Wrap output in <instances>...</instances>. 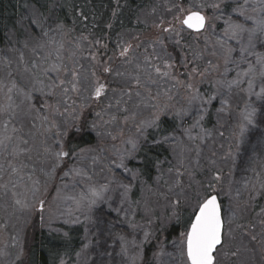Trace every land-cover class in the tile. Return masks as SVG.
Masks as SVG:
<instances>
[{
    "label": "snow or ice",
    "instance_id": "snow-or-ice-1",
    "mask_svg": "<svg viewBox=\"0 0 264 264\" xmlns=\"http://www.w3.org/2000/svg\"><path fill=\"white\" fill-rule=\"evenodd\" d=\"M230 8V13L226 10ZM173 9L175 10L173 12ZM167 11L173 13L172 19L165 21L161 18L160 23L155 27L160 29L162 35L157 38L153 44H159L164 50L167 49L166 39L173 36L182 37V33L187 32L189 37L201 40L204 47L198 52L192 53V59L182 56L180 59H173L172 54L163 58L156 55L151 57L145 55L143 59L135 54L130 55L133 46L128 44L122 46L119 52V58L123 59L125 68L121 71L111 63L101 65V73L108 74L112 77L115 87L112 91L120 90L119 97L115 104L109 103L108 109L115 107L118 112L123 113L122 119L124 125L131 122L135 131L125 136L123 129L118 135H113L111 131H102V125L97 120H103L102 113L96 112L97 120H90L89 115H85L84 107L79 110L72 104H67L63 98L68 97L69 92L79 95L84 91V80L81 69L83 65H77L73 60V66L69 65L59 56V50L63 48V43L57 40L65 30V25L56 20L49 12L48 16L39 12L37 9L33 16H30L27 26L19 29L20 35L8 36L7 50L0 52V55L8 59V65L11 66L10 52H19V58L23 59L21 48H28L32 44L33 59L23 67L25 74L30 73L31 84H23L18 81L16 72L8 73V82L0 80V91H3L9 103L0 105V116H6L2 129H0V157L8 161V167L5 169L3 163H0V180L7 173L10 177L15 176L17 179H10L9 182L13 188L24 187L25 197L15 199V205L20 211L35 208L38 205L41 213L45 210L44 193L47 191L49 182L55 178L56 169L61 165L67 167L64 176L74 175L84 178L83 190L76 191V185H73L74 195L62 196L61 189H56V200L72 201L76 211L85 215V218L91 220L88 215L98 204H106L111 212L117 215L123 213L129 214L128 210L133 204L139 207V201L131 199L133 188L146 186L147 182L143 177L148 173L150 168L159 169L162 163L159 155L155 157L150 153L156 152L159 148L171 150L174 154L181 145V137L187 136L188 139H194L191 131L194 128H201L203 131L202 121L208 116L213 101L217 100L220 95L221 109L227 104L224 96L230 95L234 89L243 91L249 100L253 98L259 102L255 104H246L242 113V123L240 124L239 143H245V134L250 128L258 127L257 116L260 122L264 123V0H240L231 7L229 0H218V2L205 3L204 0H177ZM35 17V18H33ZM51 20V22H49ZM217 21L221 22L222 32L216 33ZM179 25V27H177ZM216 35L215 41L209 45V36ZM86 39V37L84 38ZM174 50L180 45V39L171 40ZM56 49L58 63H51V51L45 54V49L50 45L58 44ZM99 44V41H96ZM20 47H17V46ZM207 57L205 50L209 49ZM147 51V49L145 50ZM155 52V47L152 48ZM181 51H190L185 47L177 52L180 56ZM75 53H73V57ZM96 61L94 54L88 57ZM215 59L216 63H213ZM206 60L207 68L200 70L196 61ZM162 61V62H161ZM189 63L192 67L189 68ZM179 66L183 69L184 81L177 79L175 69ZM222 68V71H221ZM20 69H17L19 72ZM235 72L233 79H228L230 72ZM217 73L220 78L216 79L213 84V91L205 94L196 87L194 81L199 77L201 83L206 82L207 77ZM90 74L96 78V86L92 89V99L99 101L101 97L106 96L108 86L101 83L97 76L95 66ZM63 76V78H62ZM162 81H171L177 88H182L186 95H170L171 89H161ZM247 84V88L242 85ZM259 88V91L256 89ZM224 89V93H220ZM20 99V104L27 107L30 112L46 113L41 116L44 123L48 125L46 133H51L55 139L56 151L52 152L47 147L45 153L55 159L51 169H42V174L46 179L41 180L34 177L35 169L31 173H25L27 164L20 163L18 166L11 160L27 153L30 149L23 147L28 144V140L22 136L15 135L18 132L16 127L9 128V124L16 118L13 108V96ZM61 98L56 104L49 103L53 97ZM135 98V99H134ZM70 99V97H68ZM175 101V103H173ZM183 101V103H181ZM132 102L134 110L130 111L127 105ZM180 105L177 107V105ZM19 107L20 105H16ZM62 108V110H61ZM140 109H147L148 115L144 116ZM107 114V113H105ZM121 117L111 115L109 119L103 121L104 124H113L118 122ZM190 122V127L185 126V122ZM167 125V127H166ZM95 134L97 137H107L111 141H120L121 147L117 148L115 143L111 151V160H109V171L112 173V179L107 183L95 184L92 182L91 175L83 168L75 167V162L87 158L86 154L91 152L110 153L107 147L101 148L100 144L91 146L86 139ZM11 158V160H9ZM98 157H92L95 164ZM251 159V158H250ZM212 163H215L214 161ZM71 164V166H68ZM131 165V166H130ZM120 172V176L116 172ZM183 173H178L182 175ZM179 181L177 184L179 185ZM7 189L8 184H3ZM247 189L245 184L244 190ZM232 186L229 183L227 187L224 184L222 170H216L211 180L207 181L204 193L195 194L196 203H188L187 196H184V203H187L185 211L190 214L187 216L184 224V231L180 237L172 243L176 246V253H164L161 249L156 253L157 257L167 256L168 259L163 264H222L224 260H232L235 264L236 258L240 255V249L233 246L236 237L233 235L231 225L236 219V213L232 205L238 206V197L241 190L236 189V196L232 194ZM27 193H31L32 200L30 203ZM15 195V193H14ZM225 200L228 202V212L225 213ZM116 204V207L112 205ZM182 200L177 198L173 201L172 215L179 220L178 209ZM128 205L126 209L124 206ZM51 207V205H50ZM151 210L145 206L144 212L148 214ZM72 212L69 209L68 215ZM264 214V208L261 209ZM134 215V213H133ZM56 216L55 210L50 211V218ZM43 220V215L40 217ZM64 223H76L81 221L79 218ZM110 224L111 221H106ZM127 226L133 231L127 235L121 234L117 239L121 243V255L126 257L125 264H136L137 259L143 260L141 254L142 245L149 242L151 237L148 232H144V239L137 242L135 238V224L126 221ZM264 229V219L259 221ZM243 229V225H240ZM110 231V229H109ZM103 234V233H102ZM249 245H241L250 258L258 256L261 264H264V238H258L254 232H245ZM67 236V233H64ZM264 237V232L261 233ZM15 239V238H13ZM259 244V250H257ZM131 245L136 250V256H128V246ZM12 248L16 244L11 245ZM88 245H84L87 249ZM79 256L80 253H77ZM110 255V253H104ZM0 258L6 259V264H25L24 249L21 246L13 255L9 246L5 245L0 250ZM63 264V261H61ZM99 264H103L101 260Z\"/></svg>",
    "mask_w": 264,
    "mask_h": 264
},
{
    "label": "rangeland",
    "instance_id": "rangeland-1",
    "mask_svg": "<svg viewBox=\"0 0 264 264\" xmlns=\"http://www.w3.org/2000/svg\"><path fill=\"white\" fill-rule=\"evenodd\" d=\"M173 1L174 0H164L167 8L175 3ZM197 2H199V0H197ZM204 2L210 4L218 2V0H204ZM238 2H240V0H229L231 7H235V4ZM165 4L163 3L161 5L164 6ZM158 6V0H154L153 3L147 5V8L155 12L153 15L145 10L139 11L137 17L138 21L141 24H148V35L147 32H145L146 34L144 33L141 35L137 33L134 34V29L131 31V45L133 46L131 55L135 54L141 59H143L145 55L151 57L159 55L163 60L168 53H171L174 60L180 59L182 56H187L189 60H191L192 53L198 52L204 47L202 38L201 40H196L194 37H189L187 32L182 33L183 38L173 36L171 40L180 39L181 41L180 45L176 46L175 51H172L174 47L170 39L165 40V44L168 46L166 50L162 49L159 44H149L147 41L148 37L156 41L158 37L167 35L160 33V29L155 27V25L160 23L161 18L165 21L171 20L173 13L168 12L167 8L164 10L163 7L158 8ZM154 9H156V11ZM29 10L31 16H33V13L36 10L34 8ZM174 11L175 10L173 9V12ZM226 11L230 13V8ZM53 12L54 11L50 9L52 16ZM27 22L28 19L25 16L20 27L27 26ZM220 25L221 22L217 21L216 33L222 32V27ZM157 30L158 34H156ZM13 34L14 33H9L7 37ZM15 36L16 35H13L14 39ZM216 38V35H210L208 41L209 45H211ZM66 39L67 36L64 33L57 37V40L60 43H63V48L59 50V56L64 59L69 67L73 66V60H75L77 65H83L81 72L86 76V80H84V91L79 95L69 92L68 95L70 99L66 97L63 99L67 101V104H69L68 101L71 102L76 98L84 103L91 100L92 89L96 86V78L90 74V71L95 66L100 82L107 85L109 89L107 97L103 96L96 102V108L99 110L100 106H103L102 104L104 103L103 100H105V97L107 100L110 99L112 90H110L109 85L115 87L112 77L109 76L106 81H103L107 74L101 73L100 66L108 63L112 64L113 58L110 56L109 58H105L103 64H94V62L88 58L89 54L87 49H84L82 45L73 46L70 44V41ZM185 45L190 51H181L180 56H177V52L183 49ZM17 47L20 46L18 45ZM58 47L59 43L50 45L49 48L45 49V54H48V52L51 51V63L59 62L57 60L56 52ZM153 47H155V52L152 51ZM146 49L147 51H145ZM5 50H7V47L6 49L2 48L0 52ZM21 51L23 52L22 60L19 58V52L9 53L11 58L10 67L8 65V59L0 55V80H3L4 83L8 82L9 72H16L15 78L23 84L30 86L31 75L30 73L25 74L23 72V67L33 59L32 48L27 51L21 48ZM208 51H210V48L205 50L206 57ZM90 52L92 53V50H90ZM73 53H75L74 57ZM196 63L200 70L207 68L206 60H197ZM213 63H216L215 59H213ZM113 66L117 67V64H113ZM91 67L92 69H90ZM191 67L192 64L189 63V68ZM17 69H20V71L17 72ZM174 71L177 75V79L184 81L185 78L182 74L184 70L177 66ZM230 73L228 76L234 78L235 74L232 75ZM218 78H220L218 74L213 73L211 77L206 78L205 83H201L199 77L194 83L196 84V87L202 91L206 86L212 88L215 80ZM90 87L91 94L88 96L86 91ZM242 88H247V84L242 85ZM161 89H171L169 94L173 96H177L178 93L179 96L186 95V92L182 88L175 87L171 81H162ZM223 90L224 89H220L221 94L224 93L222 92ZM119 91L120 90H116L115 95H118ZM256 91H259V88H257ZM73 95H75V97H73ZM12 96L14 101L13 108L17 115L9 124V128L16 127L18 129V132L15 135L22 136L24 139L28 140V144L23 147L30 149V151L17 157L15 160H11V158H9V160L17 166L20 163L27 164L25 173H31L32 170L35 169L34 177L40 179L43 184L46 177L43 176L41 170L51 169L52 165L55 163L54 157L45 153V148L47 147L52 152L56 151L55 139L52 137L51 133L45 132L48 125L41 119V116L46 113L30 112L25 105L20 104L21 98H18L15 93H13ZM60 99L61 98L58 94L57 97H53L49 103L56 104ZM224 99L227 100V104L223 105L224 111H218V109H221L222 107L220 103V95L217 96V100L213 101V104L210 107L208 115L211 114L212 117L216 119L217 122L215 125L205 128L202 122L203 131L201 128H194L191 131V136L194 139L190 140L187 136L181 137L182 143L177 149V152L179 153L178 155L172 153L169 149L171 160L165 161V163L167 165L166 167L169 166V163H171L173 167L169 169L166 167L163 169H155L156 172L152 178V183L146 181V186L133 188L131 199L133 201H139L140 205L137 207L136 204H133L132 208L128 210L129 214L127 216L123 213L117 215L115 212H111L106 204H98L93 208L92 212L88 214L91 216V220H88L85 218V215L76 211L75 205L70 200H56L55 203H53L54 198L57 195L56 189L62 190V196L74 195L75 192L73 191V185H76V191L83 190L84 178L71 174L69 176H64L67 167L63 164L60 168L56 169L55 178L49 182L47 191L44 193L43 199L46 201L44 212L41 213L39 211L38 205L35 208L29 207L28 209L20 211L15 205V199H23L25 197V188H13L9 180H15L17 178L15 176L10 177L5 173L4 178L0 180V250L4 249L5 245H8L9 250L15 255L22 246L24 249L25 264H31L29 262L31 260L30 255L28 256V248L32 246V237H34L36 233L44 232L45 235H64L63 229L81 227V229H83L84 245H88L87 249H84L83 246V248H81L79 252L73 254L70 259L67 258V255L64 257L62 256L58 260H53L52 264H61V261H63V264H92L93 261V264H99L101 260H95L94 258V255L97 253L99 255L98 259L100 257L107 258L106 262H103V264H125L126 257L121 255V243L117 237L121 234L127 235L133 231L126 223V221H130L136 226L134 235L138 243L143 241L144 232H148L151 237L149 242L142 245L141 254L143 260L137 259L136 264H163L168 257L166 255L163 257H157L155 254L160 252L161 249L164 253H176L177 249L172 241L179 239L180 234L185 230L184 224L187 216L190 214L185 211L187 203L183 202L184 196H187L188 203L194 205L196 203V199L194 198L195 194L199 192L202 195L207 181L211 180L214 172L216 170H222L224 184L226 187L229 183L231 184L233 196H236V189L241 190V195L238 197V206L232 205V209L236 213V219L231 225L233 235L236 237L233 246L240 249V255L236 258L235 264H261L258 256L256 258H250L241 245L250 246L248 238L244 234L245 232L251 231L254 232L258 238H264L261 236L264 229H262L259 222L253 221L251 217V210L253 209L254 203L258 201L261 195L264 196V124H261L257 128H250L245 134V143L240 144L239 126L243 122L242 113L244 112L246 104H255L256 101L254 98L249 100L247 95L239 89H234L230 95L224 96ZM7 103H9V101L4 92L0 91V105ZM173 103H175V101H173ZM181 103H183V101H181ZM18 104L20 105L19 107L16 106ZM80 106H82V104ZM129 106L130 111L134 110V104L132 102L129 103ZM179 106L180 105L178 104L177 107ZM89 107H91V104L87 106L86 109ZM103 111L107 113L105 116L112 114L121 117L118 122L110 124V128L106 131H111L113 135H118L121 129H123L125 136L135 131L134 125L131 122L124 125L122 119L123 113L118 112L115 107L108 109L104 106ZM139 111H141L144 116L148 115L147 109H140ZM6 119H8L6 116H0V129H2L3 123ZM185 126L190 127V122L185 124ZM98 142L101 148L107 147L110 149V153L107 155L98 152L87 153L86 159L75 162V167L85 169V171L91 175L92 182L97 185L107 183L112 179V173L109 171V160L112 158L111 151H114L112 145L115 143L117 148L122 146L119 140L113 142L107 137H97V144ZM92 157H98L95 164L92 162ZM213 161L215 163H212ZM0 163H3L5 169H7L8 161L3 157H0ZM68 166H71V164ZM178 173L183 174L178 175ZM116 175L120 176L121 174L117 171ZM177 181L180 182L179 185L177 184ZM6 183L8 184L7 189L2 187V185ZM245 184L247 185L246 190H244ZM27 198L30 203H35V201L32 200L31 193H27ZM177 198L182 200V204L178 209L181 217L179 220L176 216L172 215L173 201ZM225 205V213L227 214V200H225ZM103 206H105V209L108 212L106 215L107 217H103L102 215ZM112 206L116 207V204H113ZM145 206L151 210L148 214H145L144 212ZM124 207L127 209L128 205H125ZM262 208H264V197ZM262 208L260 207L259 212L255 213V217H258L259 221L264 219V214H261ZM69 209H71L72 212L71 216L68 215ZM53 210H55L56 216L50 218V211ZM97 213L99 219L94 223V214ZM41 215H43V220L40 219ZM76 218H79L81 223H64L65 220L72 221ZM106 221H111V223L106 224ZM178 222L183 225L181 226L182 230L180 233L176 235L168 234L167 227ZM240 225L244 226L243 229H241ZM100 228L104 229L105 233L110 236L116 235L115 237L118 242L114 248V256L106 255L104 257L103 254H100L103 247L99 246L98 248L96 246L99 241L98 238H101V236L99 237L100 233L97 232ZM96 240L97 242H95ZM13 243L16 244L15 248L11 247ZM257 250H259V244H257ZM77 253H80V255L78 256ZM127 255H137L136 250L133 249L131 245L128 246ZM108 258H112L111 262L108 261ZM0 264H6V259L0 258Z\"/></svg>",
    "mask_w": 264,
    "mask_h": 264
},
{
    "label": "trees",
    "instance_id": "trees-1",
    "mask_svg": "<svg viewBox=\"0 0 264 264\" xmlns=\"http://www.w3.org/2000/svg\"><path fill=\"white\" fill-rule=\"evenodd\" d=\"M153 2L154 0H0V51L2 48L6 49L8 44L6 38L9 33H14L16 36L20 35L19 29L21 28L20 25L23 23V18L26 16V18L29 19L31 16L29 9H38L39 12L44 13L45 16L49 15L51 9L54 11L53 17L65 25L63 33L67 36L66 40H69L71 45H82L84 49L88 50L89 56L94 54L96 56V61H93L94 64H103L105 58H109L111 56L113 58L112 65L117 64V68L120 66L119 69L124 71L125 68H130L131 66L124 64L123 59L119 58V52L122 46L131 44V31L133 29L135 30L133 31L134 34L137 33L142 35L147 32L148 35V24L139 23L137 17L139 11L141 10H145L152 15L155 14L154 11L147 8V5ZM173 2L176 3L177 0H174ZM163 3L165 4L164 0H158V8L163 7L165 10L167 5H161ZM156 9L154 10L156 11ZM177 27H179V25H177ZM156 34H158V30L156 31ZM85 37L86 39H84ZM96 41H99L98 45L96 44ZM147 41L151 44L154 42V39L148 37ZM30 44L31 43H29L28 48L23 49L27 51L32 48V44ZM90 50H92V53ZM172 51L175 50L172 49ZM92 67L90 69H92ZM230 74L234 75L235 72H231ZM108 78L109 75L107 74L105 80L103 81H106ZM228 79L231 80L233 77L231 78L228 76ZM109 86L110 90H112L113 86ZM91 87L86 91L88 96L91 94ZM117 90L119 89L117 88ZM213 90V87L208 88L207 86L202 89L205 94L211 93ZM224 91L225 90L222 92ZM119 95L120 91L118 92V95H115V92L112 91L109 100H107L106 95L105 100H103V106H100L99 110L96 108L97 101L92 98L87 103L81 102L77 100V98L72 101H75L74 106L77 110L85 105L89 106L91 104V107L87 109L84 107L85 115H89V113H91V115H89L90 120H97L95 113L98 111L101 112L103 120H97V122L102 125L101 129L104 131L110 128V124H104L103 121L108 120L109 116L112 115L110 114L105 116L106 112L103 111L104 106L107 107L109 103L115 104V100L119 97ZM73 97H75V95H73ZM72 101H68L69 105L72 104ZM258 103L259 102L256 101L255 105L258 106ZM81 104L82 106H80ZM127 107H130L129 104ZM202 122L203 126L207 128L215 125L217 121L210 114ZM187 123L188 121L185 122V124ZM257 124H259V126L264 124L260 122L259 116H257ZM86 139L91 146L97 145V136L95 134L90 137H86ZM157 154L162 162L159 169H163L167 166L165 161L171 160L170 152L164 148H159L156 152L150 153L153 157ZM171 167L173 166L169 163V166L166 168L169 169ZM155 172L156 170L154 168H150L148 173L143 177L145 181L152 183V178L154 177ZM263 197V195L259 197L258 201L254 203L253 209L251 210V217L253 221L259 222L258 217H255V213L259 212L260 207L262 208ZM107 213L108 212L105 209V206H103V217H105ZM98 219V213L94 214V223H96ZM181 226L183 225L179 222L171 224L167 227V233L171 235L179 234L182 230ZM63 230L64 233H67V236L62 234L45 235L44 232L36 233L34 237H32V246L28 248V256L30 255L31 260L29 262L31 264H52V261L55 259L58 260L62 256L64 257L66 255L67 258L70 259L73 254L79 252V250L84 246L83 229H81V227H75ZM97 232L100 233L99 237L101 236V238H98L99 241L96 246L98 248L99 246L103 247L100 254L104 255V253H110V255L114 256V248L118 242L115 237L116 235L110 236L105 233L104 229L101 228ZM95 242H97V240ZM105 256L106 255H104V257ZM98 257V253L94 255L95 260H102L104 263L106 262V257H100L99 259ZM111 260L112 258H108L109 262H111ZM222 264H232V260H224L222 261Z\"/></svg>",
    "mask_w": 264,
    "mask_h": 264
}]
</instances>
